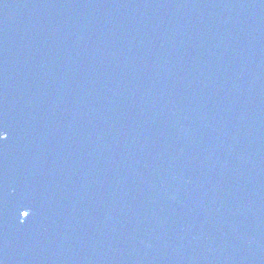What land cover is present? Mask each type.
I'll list each match as a JSON object with an SVG mask.
<instances>
[{
    "label": "water",
    "instance_id": "water-1",
    "mask_svg": "<svg viewBox=\"0 0 264 264\" xmlns=\"http://www.w3.org/2000/svg\"><path fill=\"white\" fill-rule=\"evenodd\" d=\"M0 129V264H264V0H0Z\"/></svg>",
    "mask_w": 264,
    "mask_h": 264
},
{
    "label": "snow or ice",
    "instance_id": "snow-or-ice-1",
    "mask_svg": "<svg viewBox=\"0 0 264 264\" xmlns=\"http://www.w3.org/2000/svg\"><path fill=\"white\" fill-rule=\"evenodd\" d=\"M6 136H7L6 132L3 131L2 129H0V141L5 140L6 139ZM29 214L30 213L28 211H24L23 212L24 217H27Z\"/></svg>",
    "mask_w": 264,
    "mask_h": 264
}]
</instances>
